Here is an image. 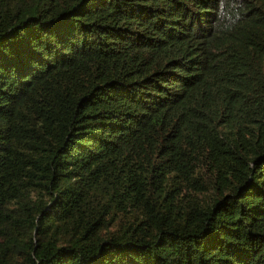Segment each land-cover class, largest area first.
Here are the masks:
<instances>
[{
    "label": "trees",
    "instance_id": "obj_1",
    "mask_svg": "<svg viewBox=\"0 0 264 264\" xmlns=\"http://www.w3.org/2000/svg\"><path fill=\"white\" fill-rule=\"evenodd\" d=\"M0 264H264V0H0Z\"/></svg>",
    "mask_w": 264,
    "mask_h": 264
}]
</instances>
